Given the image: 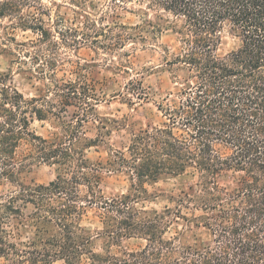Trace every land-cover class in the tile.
Returning <instances> with one entry per match:
<instances>
[{"label": "clouds", "instance_id": "1", "mask_svg": "<svg viewBox=\"0 0 264 264\" xmlns=\"http://www.w3.org/2000/svg\"><path fill=\"white\" fill-rule=\"evenodd\" d=\"M226 5L0 0V264H264V23Z\"/></svg>", "mask_w": 264, "mask_h": 264}, {"label": "trees", "instance_id": "2", "mask_svg": "<svg viewBox=\"0 0 264 264\" xmlns=\"http://www.w3.org/2000/svg\"><path fill=\"white\" fill-rule=\"evenodd\" d=\"M251 5L252 11L249 10ZM226 7L229 8V11L235 13L238 9L240 15L237 19H244L246 22L262 24L264 23V0H227ZM249 17L251 20L249 21ZM259 43L262 48H264V42H258L255 38L252 39V44ZM251 50V45H249V52ZM204 101H202V109L198 115L202 118L205 115L203 110ZM217 104V101H213L211 105L208 106L209 110H212L213 107ZM235 111V110H233ZM233 119H237L233 117Z\"/></svg>", "mask_w": 264, "mask_h": 264}]
</instances>
